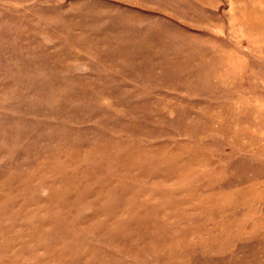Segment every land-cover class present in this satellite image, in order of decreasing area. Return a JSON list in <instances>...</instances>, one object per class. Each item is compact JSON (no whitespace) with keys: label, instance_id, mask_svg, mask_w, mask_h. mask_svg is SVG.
<instances>
[{"label":"rangeland","instance_id":"rangeland-1","mask_svg":"<svg viewBox=\"0 0 264 264\" xmlns=\"http://www.w3.org/2000/svg\"><path fill=\"white\" fill-rule=\"evenodd\" d=\"M0 264H264V0H0Z\"/></svg>","mask_w":264,"mask_h":264}]
</instances>
